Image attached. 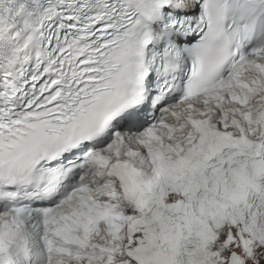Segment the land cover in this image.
<instances>
[{"label":"snow or ice","instance_id":"1","mask_svg":"<svg viewBox=\"0 0 264 264\" xmlns=\"http://www.w3.org/2000/svg\"><path fill=\"white\" fill-rule=\"evenodd\" d=\"M0 264H264V0H0Z\"/></svg>","mask_w":264,"mask_h":264}]
</instances>
